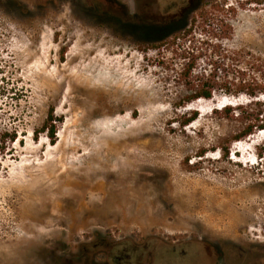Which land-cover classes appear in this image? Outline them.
I'll use <instances>...</instances> for the list:
<instances>
[{"label":"rangeland","instance_id":"1","mask_svg":"<svg viewBox=\"0 0 264 264\" xmlns=\"http://www.w3.org/2000/svg\"><path fill=\"white\" fill-rule=\"evenodd\" d=\"M187 1L0 0V139L17 133L0 144V264H264V131L233 140L239 125L219 112L250 98L183 104L166 65L193 48L209 72L221 20L222 46L264 57V6L205 0L168 51L135 36Z\"/></svg>","mask_w":264,"mask_h":264},{"label":"trees","instance_id":"2","mask_svg":"<svg viewBox=\"0 0 264 264\" xmlns=\"http://www.w3.org/2000/svg\"><path fill=\"white\" fill-rule=\"evenodd\" d=\"M204 2L205 0H189L184 5V9L180 15L142 20V22L134 27L137 30L135 36L141 42L151 45L150 48L155 50L168 51L178 41H182L180 42V46H184L188 41V37L193 33V28L197 22L196 12L202 6L205 7L207 5L206 3L203 5ZM254 2L264 6V0H254ZM97 6L101 7L103 5L99 2ZM213 6L215 9L220 8L219 3L217 5L213 4ZM109 11L108 8H103L104 17L117 23L118 26H128L123 24ZM191 13H194L193 17H190ZM221 22L215 33V36L218 38L217 50L213 52L212 59L209 61V66H211L209 72L206 69L198 72V65L195 62L196 56L192 54V51L195 50L193 48L181 49V55L187 59L182 64V67L177 69L173 62H166V65L170 70H176V78L188 92L183 104L198 99H212L215 93L220 90H223L226 94H245L249 96L250 99L247 102L238 103L237 105L228 104L219 110L224 118L238 123L239 130L233 137V140H242L251 136L257 130H264V57L252 50L227 49L222 46L223 41L229 37L224 28L229 26V23L225 24L223 20ZM228 69L234 74L233 81H224L219 75L220 72ZM198 116L197 111L193 112L191 115L185 117L181 125L186 126L191 124ZM57 120L59 119H56L53 112H51L42 129L43 132H48V136L53 142L56 139ZM8 136L0 139V144ZM9 137L14 141L17 138V133ZM2 149L4 150V148ZM221 151L225 155H229L230 153L229 148L224 145H221ZM86 250L84 249V251ZM124 253H128V251ZM129 254L131 253L127 255L129 256ZM113 258L115 262H118L123 257L115 256Z\"/></svg>","mask_w":264,"mask_h":264},{"label":"bare ground","instance_id":"3","mask_svg":"<svg viewBox=\"0 0 264 264\" xmlns=\"http://www.w3.org/2000/svg\"><path fill=\"white\" fill-rule=\"evenodd\" d=\"M262 131H264V130H262ZM103 173V172H102ZM97 175H99L98 173H97ZM96 175V176H97ZM107 177L110 179V176L109 175H107ZM94 180V179H93ZM90 183H88V184H85V186H91L92 187V189L93 188H99V187H104L105 185L104 184H101V185H98L99 183L98 182H94V183H92V181H89ZM85 182H81V180H79L78 182H77V184H76V186H80V185H83ZM106 184V183H105ZM83 187H84V185H83ZM82 187V188H83ZM88 188H90V187H88Z\"/></svg>","mask_w":264,"mask_h":264}]
</instances>
